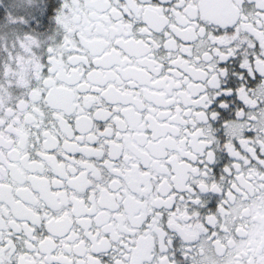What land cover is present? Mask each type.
<instances>
[{
  "label": "snow or ice",
  "instance_id": "1",
  "mask_svg": "<svg viewBox=\"0 0 264 264\" xmlns=\"http://www.w3.org/2000/svg\"><path fill=\"white\" fill-rule=\"evenodd\" d=\"M0 264H264V0H0Z\"/></svg>",
  "mask_w": 264,
  "mask_h": 264
}]
</instances>
